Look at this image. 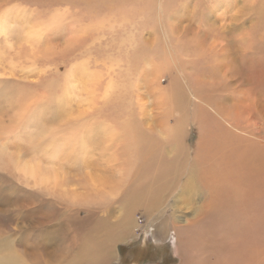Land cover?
<instances>
[{"label":"rangeland","instance_id":"obj_1","mask_svg":"<svg viewBox=\"0 0 264 264\" xmlns=\"http://www.w3.org/2000/svg\"><path fill=\"white\" fill-rule=\"evenodd\" d=\"M90 130L85 157L48 158L44 140ZM2 146L0 247L24 264H98L107 251L120 256L107 264H180L169 227L186 221L209 264L264 253V208L233 178L243 151L264 146V0H0ZM14 159L106 196L25 185ZM216 180L237 183L225 222L205 217Z\"/></svg>","mask_w":264,"mask_h":264},{"label":"bare ground","instance_id":"obj_2","mask_svg":"<svg viewBox=\"0 0 264 264\" xmlns=\"http://www.w3.org/2000/svg\"><path fill=\"white\" fill-rule=\"evenodd\" d=\"M29 40V36L27 35ZM116 89L114 85H107L105 87L104 96L109 99ZM92 132L90 130L88 133L76 132L68 137L61 134L60 137L44 140L47 146H50L48 158L57 160L61 158V152L64 151L62 159L66 163H76L80 158L85 157L84 153L89 152L90 146L86 141H81L85 136L88 139H92L89 134ZM223 143L222 140L215 141L214 144L216 147ZM12 158V157H11ZM0 160L7 162L6 155L4 153V147L0 148ZM14 165L21 175L25 185H32L35 188L42 189L51 195H55L59 198L66 199L70 202H97L102 201L106 196L101 189V183L92 180L86 176H79L77 178L76 184L83 188L85 193H77L75 190L68 187V176L64 171H57L55 168L45 165L42 160L36 159L31 161V159L20 160L14 159ZM134 163L137 164L136 161ZM221 166V165H220ZM211 172L209 169L210 175L218 173L222 168H217ZM233 178L243 181V190L246 192V198L248 200V206L254 205L255 207L264 208V200H260L261 195L264 196V146L256 147L252 149V146L243 151V156L238 162V171L237 175ZM237 183L232 181L227 182L224 180L223 183H220L219 180L213 181L210 183L209 187L212 190L210 204L213 206V209H207L205 217L209 220H218L219 222H225L226 219V208L230 207L231 195L237 192V189L234 187ZM208 186V185H207ZM32 193V192H30ZM22 208L28 207V205H21ZM212 213V215H211ZM211 215V216H210ZM177 221V219H176ZM133 222H131L132 224ZM130 224V225H131ZM134 226V223H133ZM169 229L174 235V248L176 253L181 250L182 253V262L180 264H209V254L202 252L198 254L197 252L193 253L192 241L188 240L189 238V226L188 221L185 225H173ZM161 234H165L162 231ZM121 235L116 236L113 241L119 240ZM168 238V237H167ZM240 244V240L237 241ZM245 244V243H244ZM192 245V246H191ZM245 247V246H243ZM258 247V246H257ZM260 248V247H259ZM247 249H241L236 252L235 257H230L223 259L222 256L217 257L215 264H264V253H256L254 256V250L248 252ZM7 251V250H6ZM2 251L0 247V264H24V257H19L18 254H11L9 252ZM195 252V251H194ZM264 252V251H263ZM194 257V258H193ZM120 259L119 255L107 251L103 254L102 260L98 264H107L112 262L114 259ZM30 262L29 264H31Z\"/></svg>","mask_w":264,"mask_h":264}]
</instances>
